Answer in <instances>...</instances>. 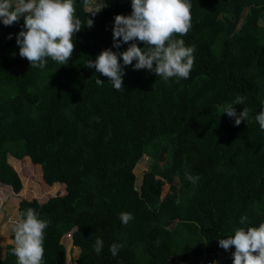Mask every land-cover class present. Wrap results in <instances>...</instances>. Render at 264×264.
Segmentation results:
<instances>
[{
	"label": "trees",
	"instance_id": "trees-1",
	"mask_svg": "<svg viewBox=\"0 0 264 264\" xmlns=\"http://www.w3.org/2000/svg\"><path fill=\"white\" fill-rule=\"evenodd\" d=\"M96 1L102 9L93 17L86 0H74L82 29L65 65L48 58L31 68L16 44L23 18L0 23V186L19 192L8 161L26 159L46 187L63 186L61 195L17 204L18 216L32 208L49 222L43 264H67L60 240L69 231L74 264H199L217 253V264H232L234 247L225 251L218 240L264 222V130L254 119L264 101V0H190L191 29L174 37L195 50L189 78L164 81L129 65L119 91L85 66L102 50L127 49L113 47L112 27L116 15L131 14V2ZM238 95L245 99L236 112L246 107L249 118L234 126L217 105ZM143 156L148 169L135 187ZM121 212L134 219L123 224ZM113 243L123 245L116 256ZM13 247L0 264H17Z\"/></svg>",
	"mask_w": 264,
	"mask_h": 264
},
{
	"label": "clouds",
	"instance_id": "clouds-1",
	"mask_svg": "<svg viewBox=\"0 0 264 264\" xmlns=\"http://www.w3.org/2000/svg\"><path fill=\"white\" fill-rule=\"evenodd\" d=\"M130 2L131 14L116 15L112 27L113 47L120 48L121 44H127V49L120 53L111 49L102 50L94 61L89 59L85 67L94 68L107 77L117 91L124 89V68L129 65L133 70L144 69L155 73L164 81L173 77L189 78L195 50L186 47L182 39L174 37L185 36L191 29L190 0ZM101 9L97 6L95 10H90V14L94 17ZM75 13L74 0H0V23L11 26L23 18L22 29L16 35V44L19 56L25 58L31 68H44L48 58L61 65L67 64L75 48L73 37L82 29V22ZM92 26L93 20L88 19L87 27ZM11 38L10 34L9 39ZM138 42L143 43L144 47H138ZM95 82L103 85L99 79ZM244 99L238 95L231 103L217 105L220 115L226 114L234 118V126H239L249 118L248 108H243L239 114L235 109L236 105L244 103ZM254 119L260 129L264 130V101H261L260 112ZM185 178L193 184L199 180L198 176L191 174H186ZM119 219L127 225L134 217L131 213L121 212ZM246 222L247 216L241 217L240 224ZM48 224L47 220L38 218L32 208L19 213L13 225L12 248L17 264H43L44 231ZM68 234L71 241V231L64 235ZM218 245L225 251L234 247L232 264H264V222L258 227L235 228L234 234L219 239ZM122 247V244L113 243L109 251L116 256ZM102 248L103 241L97 238L93 250L99 254ZM216 255L220 262L223 255ZM202 263L203 261L199 264Z\"/></svg>",
	"mask_w": 264,
	"mask_h": 264
},
{
	"label": "rangeland",
	"instance_id": "rangeland-1",
	"mask_svg": "<svg viewBox=\"0 0 264 264\" xmlns=\"http://www.w3.org/2000/svg\"><path fill=\"white\" fill-rule=\"evenodd\" d=\"M100 5L101 4L96 0H86L84 9L89 12L97 6L100 7ZM8 162L20 179L21 189L18 193H13L9 187L0 186V258L4 255L6 245L14 246V240H12L11 237L14 235L13 225L18 218V202L20 200L30 201L32 199L38 202H43L48 197L63 194L62 185L54 184L52 185L54 186V189L46 187L41 181L39 167L37 165H32L27 159L21 160L20 162L12 160H9ZM148 165L149 159L143 156L133 168L132 173L134 175L135 187L140 184L142 174L148 169ZM166 190L167 185H164L161 188L160 197L164 195ZM68 236L70 235H64L60 242L65 250L66 263L74 264L78 249L71 246L70 237ZM230 250L232 252L233 248Z\"/></svg>",
	"mask_w": 264,
	"mask_h": 264
},
{
	"label": "built area",
	"instance_id": "built-area-1",
	"mask_svg": "<svg viewBox=\"0 0 264 264\" xmlns=\"http://www.w3.org/2000/svg\"><path fill=\"white\" fill-rule=\"evenodd\" d=\"M219 260L220 259L218 258V256L212 255V256L208 257L207 259H205L202 264H214V262L216 264L217 262H219Z\"/></svg>",
	"mask_w": 264,
	"mask_h": 264
},
{
	"label": "water",
	"instance_id": "water-1",
	"mask_svg": "<svg viewBox=\"0 0 264 264\" xmlns=\"http://www.w3.org/2000/svg\"><path fill=\"white\" fill-rule=\"evenodd\" d=\"M202 256L204 257L205 256V253H203Z\"/></svg>",
	"mask_w": 264,
	"mask_h": 264
}]
</instances>
